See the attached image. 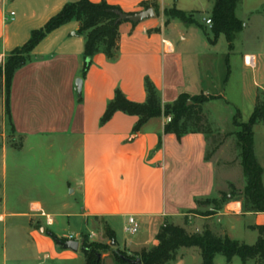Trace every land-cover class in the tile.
Masks as SVG:
<instances>
[{
    "label": "crops",
    "instance_id": "crops-1",
    "mask_svg": "<svg viewBox=\"0 0 264 264\" xmlns=\"http://www.w3.org/2000/svg\"><path fill=\"white\" fill-rule=\"evenodd\" d=\"M77 1L0 0V58L25 44L33 30L42 28L67 3ZM105 1L126 13L143 11L141 2L154 1L161 11L176 7L192 14L202 27L163 16L137 24L125 21L120 26L118 57L111 61L102 53L96 54L84 78V38L77 34V21L55 29L35 47L32 60L15 72L11 84V121L15 137L21 139L16 150L38 151L42 155L41 149L47 144L52 148L57 140L64 142L63 168L71 170L65 179L71 190L54 192L52 186H47L46 169L39 176L30 171L28 175L20 173L24 162L15 156L10 163V147L0 134V264H84L82 251L61 248L44 229L32 225L41 220L57 238L80 237L82 233L74 235V230L63 234L65 229L60 228L58 218L64 217L68 226L78 222L86 225L89 234L112 231L116 247L129 255L156 246V235L165 223L180 226L190 234L209 229L217 236L234 239L230 235L234 225L228 227L223 220L245 221L244 230L255 236L251 241L240 242L254 244L258 233L253 227L264 225V212L244 213L237 200L228 201L220 212L208 217L190 213L197 208L196 200L212 197L217 187L215 162L212 157L206 160V135L195 132L178 138L173 133L166 134L165 117L150 119L134 134L138 118L120 111L100 124L117 89L132 102H145L146 80L157 89L163 103L173 102L181 94L226 99L225 94L217 93L219 87L214 80H208L217 76L219 57L214 50L224 37L220 35L215 44L208 40L211 33L205 31L204 19H210L213 4L204 0ZM208 8L209 17H195ZM239 11L249 18L242 19ZM236 16L243 29L236 34L225 59H239L235 63L240 98L250 118L258 94L264 93V0H240ZM251 28L260 31V36L240 37ZM188 57L194 61L192 73L187 67ZM249 57L254 58L252 66L245 62ZM203 59L206 61L202 65ZM229 74L228 66L225 78L221 75L225 85ZM78 79L82 81L80 93L76 87ZM240 116L242 120L243 112ZM255 156L263 168V181L264 164ZM37 157L33 159L40 160ZM130 216L137 220L139 230L128 237L124 236V227ZM216 218L218 225L212 222ZM94 220H99L98 224ZM104 241L110 243L108 238ZM103 257L104 264H119L110 253ZM172 264H201V252L196 247L182 248Z\"/></svg>",
    "mask_w": 264,
    "mask_h": 264
},
{
    "label": "trees",
    "instance_id": "trees-1",
    "mask_svg": "<svg viewBox=\"0 0 264 264\" xmlns=\"http://www.w3.org/2000/svg\"><path fill=\"white\" fill-rule=\"evenodd\" d=\"M213 4L210 14L212 25L209 29L212 37L208 40L215 44L220 35H224L229 46L233 48V42L238 32L243 29V23L236 16V9L240 0H209ZM143 10L152 8L156 17L179 19L186 25L196 24L192 14H188L176 7L161 11L156 2L143 1L140 3ZM119 6L109 4L105 0L91 2L79 0L67 3L62 10L50 18L40 29L33 30L29 40L22 46L14 48L6 59L4 69L5 83V113L8 116L10 126L14 132L10 112V91L15 72L32 60L31 53L35 47L52 31L62 25L77 21L79 23L78 35L84 38V52L82 57L81 76L85 77L92 64L93 57L104 54L109 60H115L120 52V26L125 21L120 19L125 14ZM135 24V23H132ZM146 101L143 103L132 102L117 89L114 97L107 104L106 110L100 120L104 125L118 111L138 118L133 128L136 134L152 118H170L164 125V133H173L178 138L188 133H203L208 138L210 133L207 122L203 115V105L213 98L190 96L181 94L175 101L163 103L160 94L154 85L146 80ZM81 98V97H80ZM189 101L191 103L189 104ZM238 120V123L235 121ZM234 124L241 128L237 132V139L241 150V166L246 179L244 189L232 197H238L242 203V212H264V186L262 181L263 168L259 164L254 153V126L264 123V93H260L256 99L253 113L247 121H242L240 112L234 115ZM236 122V123H235ZM211 157L206 153V160ZM211 202L217 204L212 197L196 200L197 206ZM223 204V203H222ZM217 206V205H216ZM221 204L214 210L217 212ZM196 209L190 212H195ZM258 236L254 244L249 245L229 236H217L209 229L202 233H188L184 228L171 223L162 225L156 235L158 244L149 250L129 255L119 248H113L106 243L89 242L87 239L82 244L84 264H104L103 255L110 253L119 264H132L130 260L140 258L139 264H172L178 259V252L182 248L196 247L201 252V264H214L217 255H223L230 264L235 257L240 258L242 264H264V225L253 227ZM110 242L117 241L112 231H106ZM47 235L54 240L57 238L52 232L46 231Z\"/></svg>",
    "mask_w": 264,
    "mask_h": 264
},
{
    "label": "rangeland",
    "instance_id": "rangeland-1",
    "mask_svg": "<svg viewBox=\"0 0 264 264\" xmlns=\"http://www.w3.org/2000/svg\"><path fill=\"white\" fill-rule=\"evenodd\" d=\"M206 4L211 5V1L204 0ZM210 9H205L200 12H197L195 17L198 20H201L202 18L209 17ZM238 15L242 19H247L249 16H244L242 14V11L238 12ZM262 23V22H261ZM205 25V23H204ZM262 27V33L264 32V23L261 24ZM205 31L209 33L207 25H205ZM205 31H202V36L205 35ZM260 33V31H258ZM258 32L251 28L244 35H241L240 37L243 38H257L260 36ZM210 37L211 34H210ZM239 37V38H240ZM198 41L195 42L196 45H198ZM238 43L241 44L242 41L238 39ZM238 44V46H239ZM252 48L254 47L252 44L249 45ZM214 52L218 53V60L216 61V73L217 76H213L208 78L209 81L214 80V82L219 87V90L217 93L226 96V99H215L213 95H208L209 97L213 98L211 101L205 103L203 105V115L205 117V120L207 122V126L209 128V135H208V153H210L212 160L215 162L216 165V173H217V187L214 195L212 196L213 199L217 200V204L207 202L202 203L201 205L197 206L195 212H190L195 215L199 216H211L214 215L217 212H220L223 209V206L228 201H240L238 197H232V194H238L241 192L245 185H246V179L243 175V169L241 166V150L239 146V142L237 139V132L241 131V128L236 126L233 122L234 115H236L237 111L243 112L242 120L247 121L249 119V112L246 113L245 106L243 105L241 98H240V84H239V74L237 70L236 57L230 56L229 62L225 59V54L229 52L228 49V42L225 39V36L222 37L221 41L217 43L216 49ZM7 55L5 57L0 58V134H3L5 136V143L9 148V161L10 163L13 161V158L15 156L21 157L20 159L24 162L23 167L19 171L20 173H23L24 175L32 173H36L37 176L42 174L41 172L46 173L47 177V186L51 187V189L54 192L58 193H64L68 189V192L71 190V188H67V182L66 178L69 175L70 171L68 168L65 167L64 161L66 155L63 153L65 148V143H61L60 140H57L54 142V145L52 148H49L48 144L47 146H44L41 149L42 155L39 154L38 151L29 153L28 151H23L22 153L16 150L20 144L21 139L16 138L14 135V132L11 129L10 122L8 119V116L5 113V100H6V92H5V83H4V69L6 64ZM206 60H202V65L205 64ZM188 70L190 73L193 71V63L194 61L192 58L188 57L186 60ZM201 65V60H200ZM230 68V74H229V83L223 84L221 79L224 74V78L227 73V68ZM198 70L200 68H197ZM206 83V82H205ZM222 88V89H221ZM224 88V90H223ZM245 114V115H244ZM238 123V120H235ZM235 122V123H236ZM254 151L255 154L260 158L261 163L264 164V123L257 124V126L254 127ZM15 148V149H14ZM39 156V157H37ZM13 157V158H12ZM37 157L40 158V160L36 161L33 158ZM32 162V164H29V162ZM35 162V163H33ZM70 167V165H69ZM72 167V165H71ZM51 168V173H50ZM77 163H74L73 169L74 171H77ZM12 169V168H11ZM9 172V177L11 176V172L13 169ZM30 171V172H29ZM264 183V178H263ZM51 184V185H50ZM223 203V204H222ZM221 204V208L215 212L216 208ZM217 205V206H216ZM60 228L65 229L63 234L65 233H71V231L74 230V235L78 233H82L80 237H73L74 241H78L80 244V247H82L83 241L87 239L89 242H99L104 243L105 239H109V236L107 232L101 231L99 234L88 232L90 231L86 225H81L80 222L75 223L74 225L68 226L67 218H58ZM222 221V220H221ZM95 223L98 224L99 220H94ZM212 222L215 225H218V219H213ZM224 225L232 226L234 225V229L230 230V235L235 240L239 241H251L255 233L247 232L244 230V224L245 221L237 222L235 220H232L230 218H225L223 220ZM34 228L36 229H44L45 231H49L47 227L45 226V223L43 221H35L33 224ZM95 226V225H94ZM99 226V225H98ZM50 228V227H49ZM54 228V227H53ZM100 228V226H99ZM55 229V228H54ZM76 231V232H75ZM51 232V231H50ZM119 232V231H118ZM87 233L89 235H87ZM64 234V235H65ZM85 234V235H83ZM95 236V237H94ZM124 236H130L129 233H124ZM93 239L97 241H92ZM104 240H103V239ZM59 240L65 241L67 238H57ZM110 243H106L109 246L113 248H117L116 245L112 246ZM107 254V253H106ZM202 261V258H201ZM105 264H108L105 262ZM214 264H226V259L223 255H217L214 259ZM233 264H242L240 258H236V261L233 262Z\"/></svg>",
    "mask_w": 264,
    "mask_h": 264
},
{
    "label": "water",
    "instance_id": "water-1",
    "mask_svg": "<svg viewBox=\"0 0 264 264\" xmlns=\"http://www.w3.org/2000/svg\"><path fill=\"white\" fill-rule=\"evenodd\" d=\"M155 17V12L152 8L147 9V10H143L140 12H135V13H125V14H121L120 19L122 21H126V22H131V23H139L142 22L146 19H150V18H154ZM81 85H82V81L80 79H78L76 81V87L78 90V93L81 92ZM191 103V101H189V104ZM43 231V230H42ZM56 243L63 249L65 250H71L73 252H78L79 250L82 251V247H80V244L78 241H74V240H59V239H55ZM112 246L115 245L114 242L111 243ZM130 262L132 264H139L140 263V258H136L134 260H130Z\"/></svg>",
    "mask_w": 264,
    "mask_h": 264
},
{
    "label": "built area",
    "instance_id": "built-area-1",
    "mask_svg": "<svg viewBox=\"0 0 264 264\" xmlns=\"http://www.w3.org/2000/svg\"><path fill=\"white\" fill-rule=\"evenodd\" d=\"M11 15H14V12H11ZM204 22L208 27H211L212 22L209 18L204 19ZM245 62L248 65L252 66L254 64V58L249 57L247 61L245 60ZM166 120L170 121V118L168 117V118H166ZM138 230H139V224H138L137 220L133 216L128 217V221H127L126 226L124 227V231L129 233V234H135L138 232ZM73 237L74 236L69 235L68 237H66L67 238L66 240H73L74 239Z\"/></svg>",
    "mask_w": 264,
    "mask_h": 264
}]
</instances>
